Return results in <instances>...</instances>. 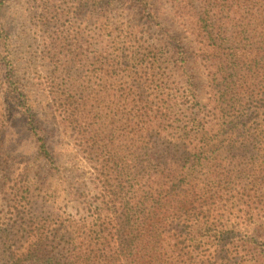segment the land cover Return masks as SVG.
Instances as JSON below:
<instances>
[{"label": "trees", "instance_id": "trees-1", "mask_svg": "<svg viewBox=\"0 0 264 264\" xmlns=\"http://www.w3.org/2000/svg\"><path fill=\"white\" fill-rule=\"evenodd\" d=\"M197 2L179 8L208 71L207 102L173 91L169 68L183 71L188 59L167 32L161 44L138 42L135 57H96L69 86L51 87L52 107L94 168L95 194L74 213L28 220L31 198L5 197L12 223H0V264H264V119L249 111L261 106L264 80L247 84L264 78V0ZM138 6L152 15L149 2ZM159 45L171 52L163 73ZM12 86L6 95L23 103L50 159L28 98Z\"/></svg>", "mask_w": 264, "mask_h": 264}, {"label": "rangeland", "instance_id": "rangeland-1", "mask_svg": "<svg viewBox=\"0 0 264 264\" xmlns=\"http://www.w3.org/2000/svg\"><path fill=\"white\" fill-rule=\"evenodd\" d=\"M188 1L0 0V223H12L5 215L4 198L14 196L15 190L31 198L27 220L32 215L45 218L64 211L74 213L85 195L95 194L94 168L52 107L50 88L69 86L82 70L91 69L96 57L118 59L128 49L135 57L142 52L138 42L157 45L167 32L179 38L188 59L183 71L169 68L175 80L173 91L192 89L201 104L207 102L208 71L198 57L197 37L184 23L188 13L179 8ZM147 2L152 15L138 6ZM155 55L159 61L156 72L163 73L167 66L163 60L171 52L159 45ZM126 63L134 65L133 60ZM251 75L255 74L248 78ZM263 80L255 75L247 84H262ZM15 82L28 98L36 131L46 141L50 159L39 153L23 103L6 95L7 87L13 88ZM256 100L261 106L254 103L249 111L264 119V95ZM243 154L247 161L251 153ZM251 212L258 213V209ZM254 220L250 223L255 226ZM256 225L264 229V215L256 217ZM6 258L0 241V259Z\"/></svg>", "mask_w": 264, "mask_h": 264}]
</instances>
